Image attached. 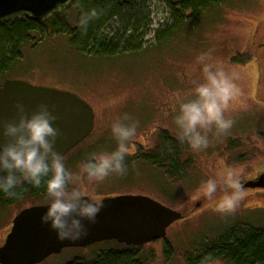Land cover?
<instances>
[{"label":"rangeland","instance_id":"rangeland-1","mask_svg":"<svg viewBox=\"0 0 264 264\" xmlns=\"http://www.w3.org/2000/svg\"><path fill=\"white\" fill-rule=\"evenodd\" d=\"M146 1L148 31L137 41L143 42L144 50L112 57L85 56L72 50L63 35H56L39 43L32 53L25 50L17 69L7 78L67 90L90 104L94 127L89 138L63 155L66 167L73 172L89 153L116 147L111 133L114 121L136 122L126 174L111 175L94 184L91 195L144 194L180 211L184 217L167 227L165 243L146 244L138 253L144 264H188L195 248L230 230L235 222L264 226V191L243 189L244 199L230 212L215 207L224 185H218L211 199L200 192L202 183L225 167L238 169L240 180L264 172V0H226L205 12L197 23L186 24L182 33L171 31L159 42L156 35L171 26V9L162 0ZM70 12L73 15V10ZM204 52L239 76L242 94L225 113L233 125L226 133L213 128L203 150H193L187 144L180 152L177 170L171 169L172 162L166 163L167 172L158 170L145 158L157 151L161 139L182 143L174 123L176 94L192 98V81L202 79L196 58ZM81 183L88 188L86 180ZM33 204H47V195H25L15 204L0 207V245L14 215ZM203 247L210 254L197 264H229L212 258L211 249ZM102 248L100 242L84 248L67 247L38 264H66L81 257L90 260L93 251ZM117 250L107 252L106 264L119 261L113 255Z\"/></svg>","mask_w":264,"mask_h":264},{"label":"clouds","instance_id":"clouds-1","mask_svg":"<svg viewBox=\"0 0 264 264\" xmlns=\"http://www.w3.org/2000/svg\"><path fill=\"white\" fill-rule=\"evenodd\" d=\"M95 8L83 13L79 27L86 30L90 20L98 16ZM202 79L193 80L189 95L177 93L178 105L174 123L177 139L186 142L193 150L208 147V133L215 128L217 133L231 129L233 120L225 113L233 101L242 94L236 72L225 67L223 62L213 60L210 52L197 56ZM15 116L4 120L3 142L0 143V192L15 195V189L24 183L45 187L47 207L41 222L55 232L59 240H76L85 237L91 224L96 221L102 203L91 195V188L111 175L127 172L126 157L131 154V143L137 134L135 121L124 123L116 120L111 124V133L116 140L112 150L91 152L73 172L65 164V158L56 148L61 135L56 125L57 114L49 103L41 101L28 111L21 101L14 104ZM125 119H130L125 115ZM240 171L225 167L205 180L200 192L212 198L218 185L225 186L216 201V210H235L246 193L240 181ZM86 180L88 188L81 183ZM87 222V223H85Z\"/></svg>","mask_w":264,"mask_h":264},{"label":"trees","instance_id":"trees-1","mask_svg":"<svg viewBox=\"0 0 264 264\" xmlns=\"http://www.w3.org/2000/svg\"><path fill=\"white\" fill-rule=\"evenodd\" d=\"M171 9V26L156 35L157 42L171 31L182 33L185 25L195 24L205 12H210L226 0H162ZM146 0H73L63 11L49 18L35 22L24 16L0 22V84L9 77L23 59L25 50L32 53L39 43L48 37L63 35L72 50L92 57H112L124 53L144 50L142 41L149 26V13ZM95 8L99 13L89 21L87 29H81L80 16ZM73 10V15L70 12ZM74 20V22H73ZM138 41V42H137ZM156 42V43H157ZM157 151L146 156L147 162L157 169L168 171L166 163L172 162L171 169L177 170L180 152L187 149L186 142L172 144L164 139ZM46 195L42 184L34 187L24 183L15 189V195L0 192V207L17 203L25 195ZM211 240L202 243L188 256V264H197L210 254L203 245L211 249L212 258H221L229 264H264V226L254 228L247 223L235 222ZM97 243V242H96ZM102 250H94L91 259L76 258L66 264H106V255L112 249L119 261L112 264H144L139 256L138 245H126L115 240L101 241ZM94 244V243H93ZM111 244V245H110ZM106 245L112 247L105 248ZM170 251V249H169ZM109 252V253H107Z\"/></svg>","mask_w":264,"mask_h":264},{"label":"water","instance_id":"water-1","mask_svg":"<svg viewBox=\"0 0 264 264\" xmlns=\"http://www.w3.org/2000/svg\"><path fill=\"white\" fill-rule=\"evenodd\" d=\"M73 0H0V22L28 17L43 21L63 11ZM24 103L32 110L41 101L53 106L61 135L56 148L63 155L91 132L94 112L77 94L55 87L35 85L18 78H5L0 84V125L15 116L14 104ZM2 133V127H0ZM3 136L0 134V143ZM244 187H264V173L247 180ZM102 207L88 234L76 240H59L41 215L47 204L21 209L12 220L0 245V264H38L63 248H84L96 242L115 240L126 245H142L164 238L167 227L182 218L180 211L142 194H119L100 200ZM87 223V222H85Z\"/></svg>","mask_w":264,"mask_h":264},{"label":"flooded vegetation","instance_id":"flooded-vegetation-1","mask_svg":"<svg viewBox=\"0 0 264 264\" xmlns=\"http://www.w3.org/2000/svg\"><path fill=\"white\" fill-rule=\"evenodd\" d=\"M93 127H94V122H93ZM93 127H92V130H93ZM92 130H91V132H92ZM91 132H90V133H91ZM89 135H90V134H89ZM89 135H88V136H89ZM88 136H87L86 138H89ZM86 138H85L83 141H81V142H84V141L86 140ZM79 144H80V143H79ZM81 162H82V161H81ZM81 162H80V163H81ZM261 173H264V172H261ZM257 176H258V175L254 176V177L251 178V179L249 178V180L256 179ZM240 181H241V183H242V185H243V183H244L245 181H247V180H240ZM243 189H251V190H253V191H264V187H263V188H261V187L251 188V187H244V186H243ZM119 194H136V193H128V192H127V193H126V192H125V193H116V194H112V193H110V194L102 195V196H97V195H96V196H94V197L97 198V199H99V200H101V199H103L104 197H107V196H115V195H119ZM19 211H20V210H19ZM19 211H18V212H19ZM18 212H17V213H18ZM17 213H16V214H17ZM16 214L14 215V217L16 216ZM14 217H13V218H14ZM183 217H184V215L182 214V218H183ZM13 218L11 219V224H12V220H13ZM182 218H181V219H182ZM179 220H180V219H179ZM177 221H178V220H177ZM174 222H176V221H174ZM10 227H11V226H10ZM9 230H10V228H9ZM9 230H8V231H9ZM156 241H162L163 243H165V237H164V238H161V239H156V240H154V241H151V242H148V243H145V244H142V245H138V246H140V248H142L144 245H146V244H150V243H152V242H156Z\"/></svg>","mask_w":264,"mask_h":264}]
</instances>
